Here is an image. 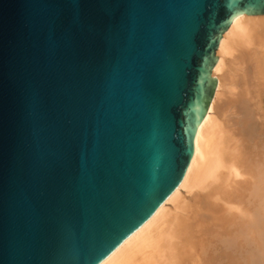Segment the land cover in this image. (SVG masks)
Segmentation results:
<instances>
[{"label":"water","instance_id":"obj_1","mask_svg":"<svg viewBox=\"0 0 264 264\" xmlns=\"http://www.w3.org/2000/svg\"><path fill=\"white\" fill-rule=\"evenodd\" d=\"M240 13L264 0H0V264H97L153 214Z\"/></svg>","mask_w":264,"mask_h":264},{"label":"bare ground","instance_id":"obj_2","mask_svg":"<svg viewBox=\"0 0 264 264\" xmlns=\"http://www.w3.org/2000/svg\"><path fill=\"white\" fill-rule=\"evenodd\" d=\"M184 175L97 264H264V13L223 31Z\"/></svg>","mask_w":264,"mask_h":264},{"label":"rangeland","instance_id":"obj_3","mask_svg":"<svg viewBox=\"0 0 264 264\" xmlns=\"http://www.w3.org/2000/svg\"><path fill=\"white\" fill-rule=\"evenodd\" d=\"M262 98L264 99V91H263V93H262Z\"/></svg>","mask_w":264,"mask_h":264}]
</instances>
